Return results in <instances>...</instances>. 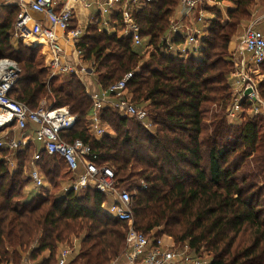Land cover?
I'll use <instances>...</instances> for the list:
<instances>
[{
  "label": "trees",
  "instance_id": "1",
  "mask_svg": "<svg viewBox=\"0 0 264 264\" xmlns=\"http://www.w3.org/2000/svg\"><path fill=\"white\" fill-rule=\"evenodd\" d=\"M222 1L223 6L206 7L213 17L200 25L196 53L169 50L170 24L181 0H153L134 9L141 45L122 32V22L114 31L99 23L86 29L82 60L93 66L96 84L107 88L132 73L127 92L148 110L153 130L106 106L100 115L107 131L97 139L89 130L93 100L85 80L50 77L40 47L13 37L19 8L12 2L0 6V58L21 68L13 98L36 109L47 97L77 116L75 127L62 136L90 143L97 163L113 167L117 187L132 195L137 230L168 234L176 244L208 252L210 264H264V116L246 114L236 123L226 113L235 67L229 46L237 30L252 21L258 0ZM257 88L264 101V78ZM28 151H19L14 171L0 159V264H22L27 252L34 264H58L61 246L73 240L78 242L73 264L122 259L128 223L103 210L109 196L94 187L50 196L48 185L60 182L66 165L44 150L40 168L48 185L25 195Z\"/></svg>",
  "mask_w": 264,
  "mask_h": 264
},
{
  "label": "built area",
  "instance_id": "2",
  "mask_svg": "<svg viewBox=\"0 0 264 264\" xmlns=\"http://www.w3.org/2000/svg\"><path fill=\"white\" fill-rule=\"evenodd\" d=\"M153 0H107L100 7L102 18L98 20L102 28L110 31L111 21L105 16L113 11L120 12L119 19L113 18V23L122 22V32L130 36L135 45L143 43L140 25L133 12L140 4ZM19 12L12 30L15 39L33 45L47 46L50 51L48 68L50 77L60 75H75L85 80L94 76V68L89 62L82 60L80 41L86 34V29L76 23L75 12L67 2L62 0H12ZM222 0H181L184 10L172 18L169 32V50H178L181 54L196 53L200 48L203 36L202 26L206 17V7L223 6ZM116 7V9H113ZM172 38V39H171ZM176 40V41H173ZM244 49L251 55L252 64L264 65V32L257 27V21H251L244 30L242 37ZM33 43V44H31ZM244 59V58H243ZM238 61V62H236ZM236 70L233 75L240 81L232 102L227 108V115L237 119L247 102L252 107L253 115L264 116V101L258 92V86L253 79V70L248 72L245 63L234 59ZM17 61L11 58H0V150L9 152L0 159L9 164V169H18L16 151H21L31 143L40 142L41 148L32 154L30 166L26 167L27 178L33 189L43 191L47 182L40 168L41 150L61 158L72 178L64 190L81 191L96 188L109 196L110 200L102 204L103 210L111 217L128 223L125 255L111 264H210L211 255L208 252L196 253L189 244L177 245L172 236L167 234L153 235L139 231L134 226V211L132 195L127 189L116 185L115 172L109 164L99 165V155L92 145L77 138L68 142L62 136L63 132L72 130L77 123V116L72 114L68 106L47 105L42 100L39 107L31 109L27 104L13 98L10 93L20 76ZM132 77H125L107 88L98 87L88 92L93 100L90 132L97 138H102L107 128L103 125L100 112L106 106L116 108L122 116L135 118L147 129L154 126L148 110L136 105L127 92V83ZM251 92L246 94V91ZM35 124L36 127H32ZM14 131L18 136H10ZM32 131V133H31ZM11 133V134H10ZM81 169V170H80ZM80 171V172H79ZM144 185V183L142 182ZM78 242L65 244L59 250V263L67 264L70 256L77 254ZM8 264H14L9 262Z\"/></svg>",
  "mask_w": 264,
  "mask_h": 264
},
{
  "label": "crops",
  "instance_id": "3",
  "mask_svg": "<svg viewBox=\"0 0 264 264\" xmlns=\"http://www.w3.org/2000/svg\"><path fill=\"white\" fill-rule=\"evenodd\" d=\"M11 1L12 0H0V6L2 4H5V3L11 2ZM106 1L107 0H62V2H67L68 6L73 8V10L75 12V16H76V23L78 25H80L81 27L85 28V29H87L88 26H90L91 24L99 23L98 20L100 18H102L101 15L99 14L100 13V7H101V4H103ZM89 9L91 11H89ZM113 9H116V7H113ZM183 10H184V6L180 5L179 8L177 9V11L175 12V13H177L176 16L177 15L180 16L179 14ZM115 14H116V10H115ZM112 15H113V11L111 13H109V14H106V16H105L109 21H111V25L109 27L110 31H114L116 29V27H117L116 23H113L115 21H112L113 20V16ZM198 25L200 26V25H202V23H199ZM13 28H14V26H13ZM238 38L239 37H233V40L231 41L230 46H229V52L232 53V55H233V57L235 59H241L242 56H243L244 59H246L248 57L249 60L252 61L251 55L248 52H246V51L243 52V53L240 52V48L244 49V44H239L237 42ZM33 45H38V44L34 43ZM43 51H45V52H43L44 53L43 55H44V58H45V66L48 67L51 55H50V51L48 50L46 45L44 46V50ZM250 63L252 64V62H250ZM85 82H86V79H85ZM87 86L89 87V91H95L99 87L98 85L95 84V82L93 81L92 78L88 79ZM32 127H36V125L33 124ZM31 133H32V131H31ZM12 135L13 136H18L19 132L14 131ZM28 147H30V151H28L29 153H28V155L26 156V159H25V164H24L25 168L30 166V161H31L32 154L34 153V151L36 149H40L41 148V143L40 142L31 143ZM17 161H18V165H19V160H17ZM65 171H66V174H70V173H68L67 169ZM29 184H32V183L29 182ZM29 184H27V186ZM26 187H25V192H29L30 189L36 191L35 189H33V186L31 188H28L29 190L28 189L26 190ZM62 246H64V245H62ZM50 255H51L50 250H46L44 252V257L45 258H48ZM76 255L77 254L70 256V258L68 259V263L67 264H73L72 262L75 260ZM58 257H59V252H58ZM22 264H34V262L32 263L30 261V257H29V253L28 252L23 255ZM76 264H78V263H76ZM118 264H123V261H119Z\"/></svg>",
  "mask_w": 264,
  "mask_h": 264
},
{
  "label": "rangeland",
  "instance_id": "4",
  "mask_svg": "<svg viewBox=\"0 0 264 264\" xmlns=\"http://www.w3.org/2000/svg\"><path fill=\"white\" fill-rule=\"evenodd\" d=\"M225 4V3H224ZM89 11H91L90 9H89ZM254 17H253V19H252V21H254V20H256L257 21V27L262 31V32H264V1L263 0H258V3H257V5H255L254 6ZM179 14V13H178ZM208 18H212L213 17V14L212 13H207V15H206ZM251 23V22H250ZM249 22L247 23V22H245V24L244 25H242L238 30H237V32H236V34L233 36V37H239L238 38V43L239 44H243V41H242V37H243V34H244V30H245V28L247 27V25H249L250 24ZM232 40H233V38H232ZM25 45H29V44H27V43H25V42H23ZM33 44V43H32ZM38 46L40 47V49H41V57H40V59H41V61H42V63H43V65H45V58H44V53L43 52H45V51H43L44 50V46L42 47V45H40V44H38ZM248 58V57H247ZM243 59V56H242V58L241 59H235V60H239L240 62L242 61V62H244L245 63V65H244V68L246 69V71L248 72L250 69L251 70H253V74L251 73V75L253 76V79H255L256 80V82H257V86H258V83H259V81L260 80H262L263 78H264V69L262 70L261 68H260V66H256V65H254V64H251L250 62H251V60H249V58L248 59ZM236 62H238V61H236ZM234 65H235V63H234ZM20 67V66H19ZM236 70V65H235V67H234V69L231 71V73H230V75H229V81H230V85H231V92H232V96H233V98H234V96H235V94H237V87H239V84L238 83H240V81H239V79L237 78V77H235L234 75H233V72ZM20 71H21V68H20ZM49 73H50V71H49ZM65 76L66 75H60V79H62L63 81H65ZM89 78H92L93 79V81L95 82V84H96V81H95V77L94 76H87L86 77V84L88 83V79ZM97 85V84H96ZM42 100H44L45 101V104H47V105H51L52 104V99H49V98H47V97H43L42 98ZM230 105V104H229ZM228 108V107H227ZM252 107H246V106H244L243 108H241V111H243V112H241L240 114H239V117L237 118V119H232V121H235L236 123H238V122H241L244 118H246V114H253V112H252ZM226 113H227V109H226ZM13 134V133H12ZM10 136H13V135H10ZM2 137V135L0 134V138ZM101 139V138H100ZM16 154H14V155H16V157H17V160H19L20 159V154H19V151H16L15 152ZM8 155H9V152L7 153ZM0 156H3V154L2 153H0ZM7 167L9 168V164H7ZM26 172H27V170H26ZM25 175V178L27 177L26 175H27V173H25L24 174ZM71 178H72V176L70 175V174H66V172H65V174H64V176L62 177V179H60V182H56V183H53V184H47L48 185V187H49V190H50V196H53V195H56V194H59V192L61 193L62 192V190L63 191H66V190H64L65 189V187L66 186H68V184L70 183L69 181L71 180ZM69 182V183H68ZM32 187V184H29L27 187H26V190L28 189V188H31ZM29 190V189H28ZM84 190H86V189H84ZM84 190H81V191H77V192H79V193H81V192H83ZM34 190H31L30 189V191L29 192H33ZM29 192H25V195H28V193ZM154 233V232H153ZM168 235V234H167ZM170 236V235H169ZM172 239H173V237H172ZM177 245H180V244H177Z\"/></svg>",
  "mask_w": 264,
  "mask_h": 264
},
{
  "label": "water",
  "instance_id": "5",
  "mask_svg": "<svg viewBox=\"0 0 264 264\" xmlns=\"http://www.w3.org/2000/svg\"><path fill=\"white\" fill-rule=\"evenodd\" d=\"M251 92V89H248L247 91H246V94H248V93H250Z\"/></svg>",
  "mask_w": 264,
  "mask_h": 264
}]
</instances>
